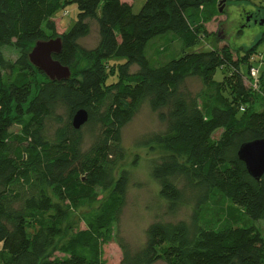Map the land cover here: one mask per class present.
<instances>
[{
  "label": "trees",
  "instance_id": "obj_1",
  "mask_svg": "<svg viewBox=\"0 0 264 264\" xmlns=\"http://www.w3.org/2000/svg\"><path fill=\"white\" fill-rule=\"evenodd\" d=\"M220 2L145 0L135 14L127 0H0V47L22 50L0 74V264H112L105 249L131 180L127 170L117 176L122 132L144 104L165 125L143 142L169 152L152 167L160 196L171 212L194 210L190 222L151 223L138 251L119 241L118 264H264V232L243 224L264 220V175L254 179L238 156L243 144L264 139L257 50L191 51L211 36L206 26L221 15ZM71 6L77 20L59 34L56 15ZM92 21L99 44L82 49ZM57 38L54 59L72 76L39 83L44 74L29 54ZM191 78L202 83L197 94L186 87ZM81 109L89 119L77 130ZM96 202L80 217L84 227L68 233L69 213Z\"/></svg>",
  "mask_w": 264,
  "mask_h": 264
},
{
  "label": "rangeland",
  "instance_id": "obj_2",
  "mask_svg": "<svg viewBox=\"0 0 264 264\" xmlns=\"http://www.w3.org/2000/svg\"><path fill=\"white\" fill-rule=\"evenodd\" d=\"M133 5V12L136 14L142 9L145 0H127ZM231 1V2H230ZM226 0L222 4L221 15L207 27L210 37H206L191 51H208L211 49H221L229 46L235 57L244 51L254 48L257 50L254 56L255 63L261 67V73H264V0ZM78 10L76 6H71L65 13L56 15V23L59 34L68 30L77 20ZM258 21V24L255 23ZM91 34L80 41L82 49H95L100 41L99 28L95 21L91 22ZM69 27V28H68ZM32 45L25 48L29 52ZM22 54V50L14 45L0 47V74L5 73V67L8 63H14ZM82 59L81 53L77 58L80 65ZM119 63L116 61L115 64ZM114 64V63H113ZM79 67L76 69L79 72ZM136 70L137 68H133ZM215 80L223 79L222 71L215 73ZM49 78L45 75L38 76V82L44 83ZM116 81V77L111 75L109 83ZM186 87L192 93L197 94L202 89V83L197 78L187 80ZM55 126L49 124L48 130L52 132ZM18 130L17 127L14 128ZM165 130V125L160 122L156 113H154L148 104H144L134 119L123 129L122 139L126 149V158L118 167L117 176L124 170L130 173V186L127 195V203L122 211L119 222L114 226L115 238L105 249L107 261L112 264H118L123 257L119 241L126 244L132 252L142 248L146 241V229L154 221H191L194 206L192 204L181 207L178 211L171 212L167 202L160 196V185L152 176V167L156 160L168 155L169 152L163 148L154 145H143L147 137L154 133ZM221 131L215 134L219 136ZM56 201L57 198L51 194ZM100 202L92 206H85L78 211L69 213L66 221L68 233L70 228L84 227L80 221L81 215L97 208ZM244 225L256 227L260 232H264V220L249 221L246 217L243 220ZM68 235V234H67ZM157 264H165L159 262Z\"/></svg>",
  "mask_w": 264,
  "mask_h": 264
},
{
  "label": "water",
  "instance_id": "obj_3",
  "mask_svg": "<svg viewBox=\"0 0 264 264\" xmlns=\"http://www.w3.org/2000/svg\"><path fill=\"white\" fill-rule=\"evenodd\" d=\"M226 0H221L220 5ZM222 12V7L220 8ZM264 21L261 22V25ZM61 38L49 41H39L29 54L30 63L41 71L51 81L69 80L72 76L70 67L63 66L54 59V55L61 52ZM89 119L86 110H79L73 117V126L79 130ZM239 159L246 165L248 173L256 180L264 175V139H259L243 144L238 152Z\"/></svg>",
  "mask_w": 264,
  "mask_h": 264
},
{
  "label": "built area",
  "instance_id": "obj_4",
  "mask_svg": "<svg viewBox=\"0 0 264 264\" xmlns=\"http://www.w3.org/2000/svg\"><path fill=\"white\" fill-rule=\"evenodd\" d=\"M251 77L254 79V88L258 89L260 88V73L258 68H252L251 69Z\"/></svg>",
  "mask_w": 264,
  "mask_h": 264
},
{
  "label": "flooded vegetation",
  "instance_id": "obj_5",
  "mask_svg": "<svg viewBox=\"0 0 264 264\" xmlns=\"http://www.w3.org/2000/svg\"><path fill=\"white\" fill-rule=\"evenodd\" d=\"M255 23H257V24H258V21H257V20H255Z\"/></svg>",
  "mask_w": 264,
  "mask_h": 264
},
{
  "label": "crops",
  "instance_id": "obj_6",
  "mask_svg": "<svg viewBox=\"0 0 264 264\" xmlns=\"http://www.w3.org/2000/svg\"><path fill=\"white\" fill-rule=\"evenodd\" d=\"M69 28V27H68Z\"/></svg>",
  "mask_w": 264,
  "mask_h": 264
}]
</instances>
